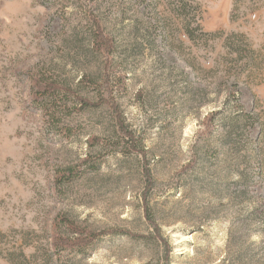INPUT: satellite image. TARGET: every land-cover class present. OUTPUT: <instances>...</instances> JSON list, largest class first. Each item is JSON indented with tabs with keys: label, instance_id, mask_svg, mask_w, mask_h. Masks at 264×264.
<instances>
[{
	"label": "rangeland",
	"instance_id": "obj_1",
	"mask_svg": "<svg viewBox=\"0 0 264 264\" xmlns=\"http://www.w3.org/2000/svg\"><path fill=\"white\" fill-rule=\"evenodd\" d=\"M90 15L145 156L107 105L34 101L38 78L107 97ZM61 218L97 235L87 257L54 255ZM0 264H264V0H0Z\"/></svg>",
	"mask_w": 264,
	"mask_h": 264
},
{
	"label": "trees",
	"instance_id": "obj_2",
	"mask_svg": "<svg viewBox=\"0 0 264 264\" xmlns=\"http://www.w3.org/2000/svg\"><path fill=\"white\" fill-rule=\"evenodd\" d=\"M93 26L92 32V49L102 55L104 58V65H103V88L106 91L107 97H99L97 102H92L84 97L78 96L73 90L63 87L59 85L57 82L52 80H43V79H36L35 86L36 92L34 93V101L38 104L48 100V98L58 99L57 97L60 96L61 93L65 94L66 96H71L74 102L78 105L76 112L83 111L86 108H95L99 107L100 105H107L110 110L114 113L115 122H116V133L118 137L126 141L128 147L130 149L137 150L141 155L145 156V150L138 149L137 146V139L134 133L131 130H128L123 122L121 114L119 113L118 107L116 106L113 98V92L110 89V74L113 67V53H114V40L112 37L106 35L103 32V28L100 24V21L97 19L96 16L90 15L88 18ZM125 76L118 78V88L120 91L125 90L124 85ZM51 106H49L50 109ZM54 108H58L57 105L53 106ZM48 108V107H47ZM51 109H53L51 107ZM70 133L69 130H64V134ZM91 145L102 143V140L96 137H92L90 142ZM83 165H87V169L93 170L96 167L93 164H90V158L84 160ZM81 170L80 167H68L62 170L57 171V182L59 184H63L65 182H70L74 179H77L78 175L80 174ZM144 173H148L147 171ZM147 180H149L148 175L146 174ZM145 220L147 223L158 233L157 225L152 220L151 216L149 215L148 211L145 210ZM59 221L66 226L67 230L71 234V237L66 236H55L52 239V249L54 255L59 253L60 251H71L74 252L76 255L87 257L89 255V250L92 248L94 241L97 239V235L91 232H87L85 228L78 226L75 222H72L66 218H61ZM56 253V254H55Z\"/></svg>",
	"mask_w": 264,
	"mask_h": 264
}]
</instances>
